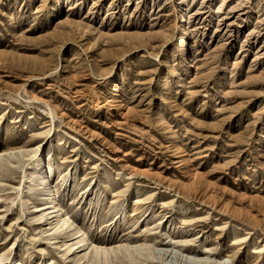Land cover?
Returning <instances> with one entry per match:
<instances>
[{
  "label": "rangeland",
  "instance_id": "obj_1",
  "mask_svg": "<svg viewBox=\"0 0 264 264\" xmlns=\"http://www.w3.org/2000/svg\"><path fill=\"white\" fill-rule=\"evenodd\" d=\"M83 227L110 264H264V0H0V264H94Z\"/></svg>",
  "mask_w": 264,
  "mask_h": 264
},
{
  "label": "bare ground",
  "instance_id": "obj_2",
  "mask_svg": "<svg viewBox=\"0 0 264 264\" xmlns=\"http://www.w3.org/2000/svg\"><path fill=\"white\" fill-rule=\"evenodd\" d=\"M54 11V10H53ZM52 11V13H53ZM183 16H180V22H182ZM179 53L185 57V63L187 67L193 66L192 58L189 54V50L187 48L186 43L184 42L179 50ZM119 85L117 80L113 83L112 89L114 90L113 93L118 91ZM37 162V163H36ZM44 160L41 156H39L31 165L30 172L35 176V180L37 186L35 189L38 190L40 194V206L33 205L35 211L38 212L37 219L45 220L49 225V228H53L54 231L65 232L70 227L74 226L72 219L70 218L67 211L63 208V206L57 201L56 194H55V186L51 182V172L44 170ZM47 168V167H46ZM76 227V226H74ZM87 233L84 231V227L81 230H78L75 239L71 245V248H79L83 246L85 250V254L89 251L94 253V258L92 262L94 264H103L104 262L110 264L113 263L110 254L112 252L120 251L119 248L111 247L108 248L106 246H102L92 241L86 240ZM166 244V243H164ZM168 244L165 247H157L158 251H162L163 254L167 255H175L178 254L181 257H184V260L191 261V264H225V259L222 258L221 260L213 259L209 255L206 256H198V254H189L180 251L179 249H175L174 247L169 248ZM174 245V244H173ZM149 245L146 243L132 245V253L136 252L137 254L144 255L142 250L146 249ZM127 250V248H126ZM129 250V249H128ZM127 250V251H128ZM128 256H131V252L128 251ZM2 258L0 257V260ZM14 264H20V262L15 261ZM227 264V263H226ZM233 264V262L231 263Z\"/></svg>",
  "mask_w": 264,
  "mask_h": 264
}]
</instances>
